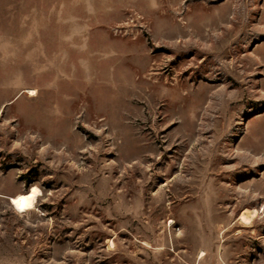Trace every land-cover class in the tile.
Masks as SVG:
<instances>
[{"label": "rangeland", "instance_id": "374dc122", "mask_svg": "<svg viewBox=\"0 0 264 264\" xmlns=\"http://www.w3.org/2000/svg\"><path fill=\"white\" fill-rule=\"evenodd\" d=\"M0 264H264V0H0Z\"/></svg>", "mask_w": 264, "mask_h": 264}, {"label": "bare ground", "instance_id": "6f19581e", "mask_svg": "<svg viewBox=\"0 0 264 264\" xmlns=\"http://www.w3.org/2000/svg\"><path fill=\"white\" fill-rule=\"evenodd\" d=\"M27 93H28V96L30 98L37 97V95H38V91L34 90V89L28 90ZM35 207H36L35 196L34 195H26V196L22 197V199L20 200L19 205L17 207V210L19 213H27V212L33 210ZM255 213H257V211ZM241 220L243 222L249 223L248 217H241Z\"/></svg>", "mask_w": 264, "mask_h": 264}, {"label": "crops", "instance_id": "0c3cea01", "mask_svg": "<svg viewBox=\"0 0 264 264\" xmlns=\"http://www.w3.org/2000/svg\"><path fill=\"white\" fill-rule=\"evenodd\" d=\"M21 195H18L17 197H16V199L18 198V197H20Z\"/></svg>", "mask_w": 264, "mask_h": 264}]
</instances>
